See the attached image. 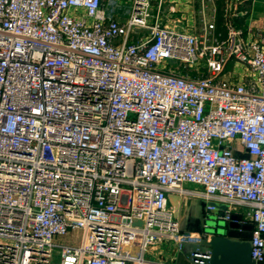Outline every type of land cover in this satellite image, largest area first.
Returning <instances> with one entry per match:
<instances>
[{"label": "built area", "instance_id": "built-area-1", "mask_svg": "<svg viewBox=\"0 0 264 264\" xmlns=\"http://www.w3.org/2000/svg\"><path fill=\"white\" fill-rule=\"evenodd\" d=\"M197 1L0 0V264H209L171 192L264 260V14Z\"/></svg>", "mask_w": 264, "mask_h": 264}, {"label": "crops", "instance_id": "crops-1", "mask_svg": "<svg viewBox=\"0 0 264 264\" xmlns=\"http://www.w3.org/2000/svg\"><path fill=\"white\" fill-rule=\"evenodd\" d=\"M175 11L172 17L183 18L180 25H194L200 17L199 3L197 0H171ZM209 3L206 9L215 8L217 24L221 23L224 3L223 0H215V5ZM250 8L238 5V10L246 11L247 20L256 22L260 15L264 14V0H251ZM211 6V7H210ZM232 10V7H231ZM254 17V18H253ZM187 188H196L192 184H185ZM168 205L175 213L178 226L183 231H198L202 228L203 215L205 213V199L201 195H185L171 192L168 194ZM247 231L251 225L246 224ZM213 256L211 264H264V260L252 263L249 256L248 237H224L216 236L212 240ZM144 256L155 261L154 264H192L189 259V248L177 249L172 242L160 241L149 246L144 251Z\"/></svg>", "mask_w": 264, "mask_h": 264}, {"label": "water", "instance_id": "water-1", "mask_svg": "<svg viewBox=\"0 0 264 264\" xmlns=\"http://www.w3.org/2000/svg\"><path fill=\"white\" fill-rule=\"evenodd\" d=\"M204 216L205 213L203 215V224H202V228L200 230H198V232H205V233H209V237L208 238H203L201 241V248L204 250L209 249L210 252V262L209 264H211L212 261V256H213V250H212V240L214 237L216 236H224V237H236V238H241V237H248V241H249V256L250 259L252 261V263H254V260L252 259L251 255H250V250H251V241H250V236L251 233L250 231L244 230V231H239L238 230V225L236 223H221L218 224L217 226H213V225H205L204 224ZM247 226H245L244 228L246 229ZM195 248H197V246H194Z\"/></svg>", "mask_w": 264, "mask_h": 264}, {"label": "rangeland", "instance_id": "rangeland-1", "mask_svg": "<svg viewBox=\"0 0 264 264\" xmlns=\"http://www.w3.org/2000/svg\"><path fill=\"white\" fill-rule=\"evenodd\" d=\"M107 0H104V2H106ZM118 3H120V4H125V3H127V1H129V0H116ZM250 1L251 0H243V4L245 5L244 7H246V9L247 8H250L249 7V5H248V3H250ZM261 16V15H260ZM254 18V17H253ZM260 18V17H259Z\"/></svg>", "mask_w": 264, "mask_h": 264}]
</instances>
